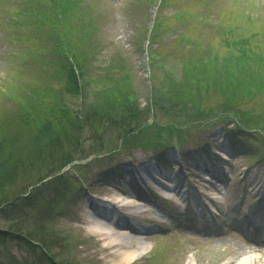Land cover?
I'll use <instances>...</instances> for the list:
<instances>
[{
    "label": "rangeland",
    "instance_id": "1",
    "mask_svg": "<svg viewBox=\"0 0 264 264\" xmlns=\"http://www.w3.org/2000/svg\"><path fill=\"white\" fill-rule=\"evenodd\" d=\"M161 1H77L80 5L75 6L76 11L66 14L67 28L71 32L66 40L70 51L79 60L83 59L82 62L86 63L83 50L88 48L89 42L95 45L97 57L93 60L85 50L89 60V64H84L88 69V89L75 92L66 90L69 83L65 71L67 62L71 63L70 69L75 74L78 70L69 54L66 60L58 47L55 49V35L49 22L53 14L46 11L47 6H51L49 0H0V110H20L24 105L21 102L33 95L46 101L57 99L66 103L73 117L83 104L91 110L96 100L94 92L109 85L100 71L105 73L112 67V74H128L130 89L135 92L138 105L144 108L152 104L155 90L165 92L167 74L181 77L180 60H184V49L188 51L191 42L211 45L224 57L230 50L227 39L249 40L253 33L260 32L264 41V0H167L168 3L162 6ZM179 12L187 14L188 19H177ZM38 13L50 19L41 25L43 14ZM156 17H160L162 26L155 43L150 44L148 32ZM91 34L92 39H87ZM60 43L64 45L62 41ZM54 94L58 97H53ZM210 101L215 104L219 98L213 97ZM246 107L263 111L264 96ZM21 113L14 110L13 115ZM13 118L9 124L4 123L5 135L11 136L15 143L11 151H18L20 157L26 153L31 156L37 151H49L44 142L36 151L30 149L29 119L23 115ZM47 119L54 120L49 115ZM161 120L165 128L170 126L159 112H155L149 121L156 124ZM216 121L219 122L217 126L188 125L182 142L176 136V130L171 128L174 135L164 137L170 145L161 151L120 149L68 165L66 176L72 180V188L67 193V208L52 224L56 231L64 232V237L72 241V251L64 249L66 254L61 258L68 260L69 264H112L104 252L101 233L96 231L95 224L85 223V217H99L97 221L107 222L96 214H107V209L116 208L117 200L123 199L118 206L120 209L114 212L118 220L144 228L140 233L130 231L128 226L122 229L128 234V240L136 245L130 251L144 253L131 264H244L246 261L264 264V236L247 217L255 211L258 214L252 218L264 220V134L260 138L253 132H246L252 134V138L235 137L233 134L238 130L231 117ZM90 132L92 130L88 127L83 138L86 140L84 149L77 153L78 158H86L91 152L88 149ZM219 153L227 156L230 162L223 165L226 170L224 181L217 184L219 193L213 194L217 201L212 202L204 194L210 178L205 171L192 170L195 167L190 165L214 167L213 161ZM13 159L17 161L11 164V168L9 163L3 180L19 176L12 172L17 169L19 173L27 163L26 159L22 161L16 155ZM143 163L154 172L169 167L174 171H185L184 176L179 174L178 180L184 182L187 204L176 195L177 198L167 206L159 194L168 190L158 180H146L150 181L147 183L151 185L150 190L137 182L135 168ZM192 172L201 175L197 177ZM27 173L33 180L38 177L33 170ZM20 186L14 188L18 190ZM121 186L125 187L124 192L118 189ZM138 195L145 196L150 202L141 201ZM92 200H96L97 205L91 206ZM15 213L11 212L12 215ZM7 218L8 215L0 212V224ZM140 244L144 247L141 248ZM5 247L7 251L1 264H38L35 260L40 253L33 254L26 245L11 242Z\"/></svg>",
    "mask_w": 264,
    "mask_h": 264
},
{
    "label": "trees",
    "instance_id": "2",
    "mask_svg": "<svg viewBox=\"0 0 264 264\" xmlns=\"http://www.w3.org/2000/svg\"><path fill=\"white\" fill-rule=\"evenodd\" d=\"M77 1L80 0H49L51 6H47L46 11L52 12L53 18L50 19L43 13L38 15L43 14L41 25L50 19L55 35V49L58 47L66 60L69 54L77 67V74L70 69L71 63L67 62L66 70L64 68L67 72L66 81L69 82L66 90L77 92L81 89L86 92L89 82L85 65L89 64V60L85 53L88 52L93 60L97 53L95 45L87 42L88 48L83 50L84 63L83 59L79 60L70 51L66 36L71 35V32L67 28L66 14L76 11L75 6L80 5ZM166 1L162 0L161 6L168 3ZM187 16L179 12L176 18L185 20L188 19ZM161 26L160 17H156L148 32V43H155ZM92 36L93 34L89 35L87 39L91 40ZM261 36L262 33L256 32L249 40L227 39L230 50H227L224 57L216 53L211 45L191 42L188 51L184 49V60L179 62L182 65L181 77L167 74V88H163L165 92L155 90L156 97H153L152 104L149 103L144 108L138 105L135 92L130 89L128 74H112L114 67L107 68L105 73L100 71L109 85L94 92L96 100L91 110L83 104L73 117L70 116L66 103L57 99L46 101L31 95L26 102H21L24 105L20 110H14L19 114L25 109L23 113L16 115L29 119L30 149L36 151L38 145L44 142L49 150L47 153L41 150L31 156L26 153L20 157L17 156L18 151H11L15 143L11 136L5 135L4 123L9 124L16 115H13L14 110H0V212L9 217L0 224V264L6 255L5 246L11 242L26 245L33 254L40 253L35 260L38 264H69L68 260L61 257L66 252L64 249L72 251V241L64 237V232L56 231L52 224L67 208V193L72 188V180L66 176L65 169L74 162H82L105 153L111 154L120 149L161 151L169 147L170 144L167 145L164 137L174 135L172 129L176 130V136L182 142L183 136L188 132L185 131L188 130V125L204 123L217 126V119L221 122L229 117L234 120L238 130L233 134L235 137L252 138V134L245 133L253 132L261 138L264 134V110L246 107L264 96V41ZM55 96L58 97L57 94L53 95ZM213 97L219 98L218 103L210 101ZM98 103L100 105L97 108ZM82 112L84 113L81 114ZM155 112H159L170 126L165 128L162 120L156 124L150 123ZM48 115L54 120L47 119ZM23 121L27 123L26 120ZM88 127L92 130L88 146L91 152L86 158H78L77 153L84 149L86 140L83 138ZM59 151L61 152L58 153ZM15 155L22 161L26 159L27 163L19 173L17 169L12 172L19 176L3 180L4 170L9 163L11 168V164L17 161L13 159ZM34 155L36 156L33 157ZM30 170L37 173L36 180L29 177L27 172ZM16 185L22 186L16 190ZM12 211L16 213L12 215ZM74 260L77 261L76 257Z\"/></svg>",
    "mask_w": 264,
    "mask_h": 264
},
{
    "label": "bare ground",
    "instance_id": "3",
    "mask_svg": "<svg viewBox=\"0 0 264 264\" xmlns=\"http://www.w3.org/2000/svg\"><path fill=\"white\" fill-rule=\"evenodd\" d=\"M220 154V153H219ZM221 155V154H220ZM226 159H228L227 156H225ZM190 166H194L195 168L192 170H204L205 168L201 167L199 164L193 163ZM187 167V166H186ZM223 167V166H222ZM188 170H191L189 167H187ZM135 172L138 175V181L141 182V185L146 186L145 188L150 190L151 185L147 184L150 183L151 180H154L155 182L158 180L159 183H163L161 185H165L164 187H167V185H171L175 187V192L181 191L184 187L182 184H184L183 180H178L179 174L185 175V172L183 170L174 171L172 167H169V169H166L165 171H158L154 172L152 168L148 166L147 163L140 164L138 167L135 168ZM177 172V173H175ZM194 176L200 177V173H194ZM177 175V176H173ZM181 175V176H182ZM171 176V177H170ZM174 177V178H173ZM150 181H146V180ZM135 180V179H134ZM224 181L223 172L216 171L214 178H212V181H207V191L204 192L207 199H209L212 202L217 201V198L213 194H218L217 191L218 183H222ZM135 183L138 185V183ZM129 184V183H128ZM152 184V183H151ZM126 186V185H125ZM139 187V186H138ZM123 186L119 187L120 191L124 192ZM169 198H173V196H168ZM144 199V198H142ZM121 201L123 199L117 200L118 206H120ZM136 200H133L135 202ZM145 201L150 202V199L146 198ZM103 201L101 202V205H103ZM126 204V203H124ZM97 205L96 200L91 201V206ZM123 205V204H122ZM116 207L114 209H107V214L97 213L96 215L101 216L107 222L103 221H97L99 220V217H93V216H86L85 217V223H93L96 226L94 228L96 231L101 233L103 240H104V252H106L107 256L110 258L112 264H131L138 258H140L144 253L139 251H130L132 248L136 247V245L133 243L134 241L128 240V234L124 231H122L123 228L128 226V229L134 233H140L141 229L143 230V227H135L131 226L126 221L120 222L117 218V216L114 214L115 211H118L120 207ZM211 212H216L215 210H211ZM98 218V219H97ZM261 231L264 232V228H261ZM140 247H144L142 244H140ZM139 247V248H140ZM143 250V249H142ZM229 264V263H227ZM244 264H258L257 261L250 262L246 261Z\"/></svg>",
    "mask_w": 264,
    "mask_h": 264
}]
</instances>
